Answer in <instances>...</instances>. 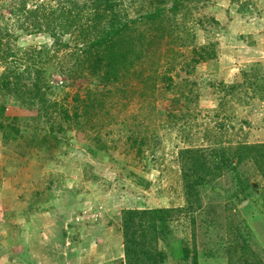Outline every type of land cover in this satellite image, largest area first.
I'll use <instances>...</instances> for the list:
<instances>
[{
	"label": "rangeland",
	"instance_id": "obj_1",
	"mask_svg": "<svg viewBox=\"0 0 264 264\" xmlns=\"http://www.w3.org/2000/svg\"><path fill=\"white\" fill-rule=\"evenodd\" d=\"M17 1L0 0V27L10 33L3 43L27 62L47 54L36 59L45 64L48 99L59 105L54 117L62 108L72 115L77 95L103 90L87 72L72 77L77 33L56 46L47 32H32L25 12L56 0H27L15 16L8 6ZM123 5L131 18L156 7ZM166 15L164 39L148 46L128 87L110 86L104 111L90 121L65 122L56 148L0 134V264H119L122 212L152 208L173 209L171 247L157 246L161 264H191L186 245L198 264H264V0H185ZM142 28L148 39L161 34L155 25ZM6 108L31 135L36 111L11 98ZM187 149L229 158L199 188L200 212L185 190ZM207 167L212 176L216 164Z\"/></svg>",
	"mask_w": 264,
	"mask_h": 264
},
{
	"label": "trees",
	"instance_id": "obj_2",
	"mask_svg": "<svg viewBox=\"0 0 264 264\" xmlns=\"http://www.w3.org/2000/svg\"><path fill=\"white\" fill-rule=\"evenodd\" d=\"M143 1L156 7L135 18L129 17L125 12L123 0H56L54 6L49 2L28 11H25L27 0H19L15 5L8 6L11 14L15 16L25 11L28 15L27 20L32 22L29 25L32 32H47L56 46L62 44L64 35L77 33L76 46L80 54L72 77L78 75V69L81 73L87 72L97 80L103 90L101 92L88 90L83 99L77 95L72 115L68 109L62 108V115L57 119L54 114L58 111L59 105L48 99L51 87L43 68L45 64L42 61L38 63L36 59H43L47 54L43 55L45 52L38 51L33 58L35 60L32 59V63L27 62L13 52L11 44L3 43L6 37H10V33L6 28L0 27V63L4 66L0 74L2 137L16 143L23 140L29 147L35 139V147L40 145V148L43 147L50 152L62 142L59 134L63 132L65 122L73 121L79 124L82 117L90 121L98 112H103L105 108L103 97L112 93L109 87L117 84L124 85V89L128 87L127 79L136 74V63L143 58L144 60L149 58L145 53L149 51L148 46L154 44L156 38L164 39L166 12L169 10L176 14L185 0ZM167 5L169 7H166ZM142 25H155L161 30V34L148 39ZM64 46L68 47L69 44L65 43ZM124 89L117 87L116 91L123 92ZM8 98L16 99L22 107L31 112L36 111V116L31 119L34 123L31 135L23 132L18 116L7 113ZM51 121H61L59 123L62 125L50 123ZM88 150L90 156H96V152L90 148ZM245 151V148L238 151L239 162L244 159ZM248 151L251 152L252 149ZM181 155L190 158V161L187 160L182 166L183 180L188 198L195 194L194 202L200 212L203 209V201L199 195V188L214 179L218 163L229 167V158L223 151H214L208 157V154H203V151L197 149L182 150ZM210 160L216 164L215 171L211 172L212 176L206 172ZM232 170L235 171V168ZM237 184L240 186L242 182L238 180ZM32 207V205L29 207L30 210H34ZM172 215L173 209L167 208L124 210L122 212L124 259H121L119 264H161L164 251L159 250L157 246L163 242L166 248L171 247ZM210 222L213 223V220ZM182 253L185 261L190 260L191 264L199 263L198 254L193 253L187 245L182 248Z\"/></svg>",
	"mask_w": 264,
	"mask_h": 264
}]
</instances>
